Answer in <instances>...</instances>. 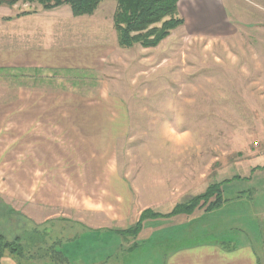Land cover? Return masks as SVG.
Wrapping results in <instances>:
<instances>
[{"label": "rangeland", "instance_id": "obj_1", "mask_svg": "<svg viewBox=\"0 0 264 264\" xmlns=\"http://www.w3.org/2000/svg\"><path fill=\"white\" fill-rule=\"evenodd\" d=\"M183 4L180 14L185 19ZM115 6L114 0H106L100 6L98 43L109 42L110 35L116 37L111 22ZM38 8L37 4L21 3L12 8L0 6V16L13 11L34 12ZM222 9L218 25L210 22L197 29L188 22L189 25L172 31L159 49L143 52L135 46L118 53L112 71L119 80L98 81L105 79L79 69L58 75L34 74L37 81L18 78L17 88L32 89L33 118L26 139L17 133L13 141L9 134H1L0 234L9 241L19 236L30 242L40 238L31 233L42 232L45 246L42 248L62 247L72 264H79L74 263L73 256L88 260L80 264H93L96 257L101 259L111 253L110 264H163L160 259L152 260L153 253L162 255L165 247L179 244L182 239L177 228L161 225L158 220L161 218L143 222L136 237L124 239L114 230L113 236L103 237L102 243L91 240L94 232L102 230L88 229L81 235L85 236L83 247L76 255L77 248L72 244L84 231L83 223L82 227L76 224L79 220L90 221L86 215L75 214L73 207L85 209L91 204L106 211L111 205L106 180L113 174H147L152 173L148 171L151 169L156 173H173L177 166L168 163L153 166L152 162L186 159L178 166L179 173H186L191 160L193 173L204 172L209 185L235 176L247 177L223 188L225 198L241 196L231 205L235 213L225 210L223 214L194 218L192 241L250 240L257 253H264V231L252 229L264 221V169L251 171L257 166L264 167V0H222ZM203 16L209 18L211 12ZM99 46L82 45V49L91 51ZM8 88L0 81V99ZM100 89L109 94L107 108L112 105L113 109L129 112V132L118 135L114 150L101 158L102 165L98 158L102 151H89L94 157L91 162L67 166L61 157L66 151H60L63 148L60 110L73 107L66 94L93 100ZM92 102L86 101L90 106L102 105ZM166 123L178 132L189 133L192 142L169 143L162 135ZM74 168L77 175H73ZM169 209L167 205L157 208L161 214ZM254 211L257 217L251 216ZM133 220L124 224V228L134 225ZM240 230L243 234L238 235ZM35 251L31 254L38 261ZM4 259L0 264H11Z\"/></svg>", "mask_w": 264, "mask_h": 264}, {"label": "crops", "instance_id": "obj_2", "mask_svg": "<svg viewBox=\"0 0 264 264\" xmlns=\"http://www.w3.org/2000/svg\"><path fill=\"white\" fill-rule=\"evenodd\" d=\"M182 2L184 6L181 10L186 12L185 25L189 22L190 26L194 24L197 29H201L206 23L211 22L212 25H218L221 21L222 0H180L179 10ZM102 4L103 2L100 6ZM65 6L67 5L49 11H44L39 6L28 15L17 17L18 12L13 11L9 15L0 16V81H4V86L9 85L7 93L5 92L6 95L0 99V138L2 133H7L12 136L14 141L16 134L19 133L23 134L26 139L32 125V89L17 88L18 78L20 81H37L34 74L43 75L45 72H52L58 75V73L64 74L66 71L79 69L92 73L96 77L100 75L105 79L98 81H116L118 79V75H114L112 71L115 64L114 59L121 51L130 49L119 48L116 37L114 39L113 35H110L109 42H97L100 34V25L97 24L101 20L98 15L100 6L93 15L86 17H74L70 9L68 10ZM208 12H211V17H204L203 15ZM7 18L10 19L7 20ZM81 27H91L92 30H79ZM89 44L100 46L91 51L82 49V45ZM160 46L161 44L151 49H159ZM138 49L143 52L147 50L141 47ZM144 62L140 63L145 64ZM38 80L45 81L41 78ZM103 91L100 89L93 100L82 95L66 94L68 102L73 107L60 110V119H62L60 140L63 143V148L60 151H66L61 154V157L67 166L78 167L91 162L94 157L89 151H102L98 158L104 159L109 151L114 150L118 135L125 136L129 132V112L122 108L121 110L113 109L112 105H108L110 107L107 108L110 101L109 94L103 93ZM87 100L93 101L92 103L101 102L103 106L97 104L92 107L88 105L90 103H86ZM67 151H72V153H67ZM102 159L100 165H102ZM185 160L152 162L153 166H156L157 163L177 166L173 173H156L154 169H151L148 171H152V173L147 174L125 173L126 175L122 176L113 174L109 180L108 178L106 180L108 187L106 190L111 194V197H107L111 205L105 209L106 211H103L104 209L99 206L93 208L91 204L85 209L73 207L75 214L86 215L87 221H90V223H85L79 220V224H76L77 227L82 223L84 226L82 228L84 231L80 232V236L72 244L77 248L76 255L83 247L82 240L85 236L81 235L89 231L88 229L102 230L94 232L91 239L102 243L103 237L113 236L114 230L127 229L124 228V224H128L132 219L136 222L146 209L160 213L157 208L167 205L170 209L163 212L165 214L170 212L175 205L203 193L209 186L206 175L202 171L193 173L191 160H188L190 167L187 171L185 170L186 173H179L178 166H182L181 162ZM141 163H144V159L141 160ZM72 172L73 175H77V168H74ZM240 198L241 196L238 195L232 196L230 199L227 198L225 203L212 211L198 209L189 215L181 214L158 219L163 226L177 228L182 241L179 244L174 243L172 247H165L166 251L162 255L153 253L152 260L160 259L163 264H264V253L261 254V251L257 253L250 240L218 238L217 240L192 241L190 237V230L195 224L194 218L223 214L225 210L233 214L235 210L231 205L238 202ZM109 209L110 211H108ZM251 216L257 217L258 214L254 211ZM98 221L103 224H96ZM146 221L148 219L144 222ZM259 223L260 225H253L254 231H264V225L261 224L264 221ZM159 228L161 227L157 229ZM241 234L243 231H238V235ZM155 237L158 238L157 231ZM260 241L262 244V239ZM69 245L68 243L65 246ZM104 256L101 259L96 257L97 260L93 264H110L112 253L104 254ZM5 259L8 263H15L11 257ZM73 261L80 264L88 260L84 261L81 257L73 256Z\"/></svg>", "mask_w": 264, "mask_h": 264}, {"label": "trees", "instance_id": "obj_3", "mask_svg": "<svg viewBox=\"0 0 264 264\" xmlns=\"http://www.w3.org/2000/svg\"><path fill=\"white\" fill-rule=\"evenodd\" d=\"M104 1L106 0H0V6L12 8L19 3L37 4L42 10L49 11L67 5L74 17H80L93 15ZM114 1L116 6L112 15V27L116 34L117 46L121 49H132L135 46L143 49L156 48L171 35L172 31L185 25L184 18L179 10L180 0ZM30 13L22 12L16 16ZM257 169H264V167H254L251 169L252 173ZM244 179L247 180V177L235 176L231 179L214 182L203 193L175 205L170 212L165 214L146 209L140 214L134 225L127 229L116 230V232L124 239L132 238L139 234L146 219L170 218L181 214L189 215L198 209L212 211L227 201V198L223 196L224 186L232 181ZM31 234H35L37 238L43 237L42 232L34 231ZM40 238L28 242L16 236L9 241L4 235L0 234V261L6 257H11L17 264H72L61 250L62 247H60V250L55 249V247L44 250L43 239ZM35 249L38 261H35L34 256L31 254Z\"/></svg>", "mask_w": 264, "mask_h": 264}, {"label": "clouds", "instance_id": "obj_4", "mask_svg": "<svg viewBox=\"0 0 264 264\" xmlns=\"http://www.w3.org/2000/svg\"><path fill=\"white\" fill-rule=\"evenodd\" d=\"M179 120H177V124ZM162 135L165 140H167L171 144H183V143H191L192 137L187 132H178L177 129L173 128L170 123H166Z\"/></svg>", "mask_w": 264, "mask_h": 264}]
</instances>
